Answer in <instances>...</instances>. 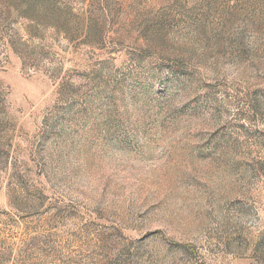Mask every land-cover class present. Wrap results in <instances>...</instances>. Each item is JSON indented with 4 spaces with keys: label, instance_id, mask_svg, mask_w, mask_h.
Masks as SVG:
<instances>
[{
    "label": "rangeland",
    "instance_id": "1",
    "mask_svg": "<svg viewBox=\"0 0 264 264\" xmlns=\"http://www.w3.org/2000/svg\"><path fill=\"white\" fill-rule=\"evenodd\" d=\"M0 264H264V0H0Z\"/></svg>",
    "mask_w": 264,
    "mask_h": 264
}]
</instances>
